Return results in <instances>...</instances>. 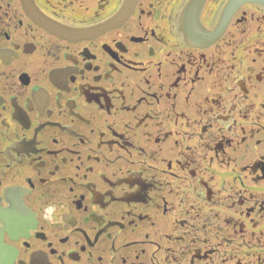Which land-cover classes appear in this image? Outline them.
<instances>
[{
  "label": "flooded vegetation",
  "instance_id": "1",
  "mask_svg": "<svg viewBox=\"0 0 264 264\" xmlns=\"http://www.w3.org/2000/svg\"><path fill=\"white\" fill-rule=\"evenodd\" d=\"M0 264H264V0H0Z\"/></svg>",
  "mask_w": 264,
  "mask_h": 264
}]
</instances>
